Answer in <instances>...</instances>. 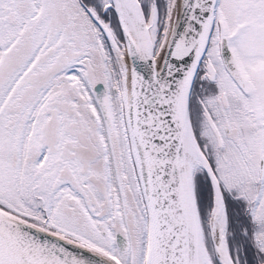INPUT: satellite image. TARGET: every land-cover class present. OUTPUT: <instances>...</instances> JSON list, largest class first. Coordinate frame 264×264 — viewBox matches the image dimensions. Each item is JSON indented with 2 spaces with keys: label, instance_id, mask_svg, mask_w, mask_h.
Returning <instances> with one entry per match:
<instances>
[{
  "label": "snow or ice",
  "instance_id": "6c2138e0",
  "mask_svg": "<svg viewBox=\"0 0 264 264\" xmlns=\"http://www.w3.org/2000/svg\"><path fill=\"white\" fill-rule=\"evenodd\" d=\"M0 264H264V0H0Z\"/></svg>",
  "mask_w": 264,
  "mask_h": 264
}]
</instances>
